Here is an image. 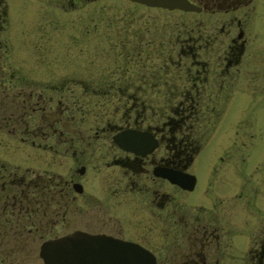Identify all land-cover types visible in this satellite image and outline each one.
<instances>
[{
  "label": "flooded vegetation",
  "instance_id": "af4514ba",
  "mask_svg": "<svg viewBox=\"0 0 264 264\" xmlns=\"http://www.w3.org/2000/svg\"><path fill=\"white\" fill-rule=\"evenodd\" d=\"M101 1L31 0L32 20L57 27L32 34L36 60L0 59V133L43 151L44 164L55 162L53 172L0 158V264H23L6 256L22 251L30 238L40 241L44 264L41 245L74 231L110 237L120 244L104 249L117 254L137 245L154 264H264V177L247 200L236 163L230 165L234 176L207 175L204 186L190 171L229 101L250 95L264 103L258 0H187L198 10L113 0L181 18L158 28L156 19L134 27L126 16L118 22L127 25L117 29L86 30L82 37L93 41L86 45L99 59L79 67L68 60L63 24L71 14L85 17L89 6L101 16ZM8 30V3L0 0L3 59ZM41 50L47 63L37 60ZM82 129L94 139L87 141ZM123 132L132 134L127 145L135 138L143 153L117 143ZM170 172L183 176V185L192 178L191 188L170 181ZM77 214L83 229L54 235Z\"/></svg>",
  "mask_w": 264,
  "mask_h": 264
},
{
  "label": "rangeland",
  "instance_id": "374dc122",
  "mask_svg": "<svg viewBox=\"0 0 264 264\" xmlns=\"http://www.w3.org/2000/svg\"><path fill=\"white\" fill-rule=\"evenodd\" d=\"M8 3V20L9 30L7 32V42L9 45V55L1 60L9 61H21L24 60H36L30 52L32 46L33 35L40 28L52 29L57 27L56 23H47L40 19L31 18L32 3L31 0H7ZM92 6L87 7L85 11V17L80 20L76 15L71 14L68 20L63 24V27L69 33V57L70 62H78L77 66H86V61L98 60L97 52L92 47L93 41H84L82 34L84 31L89 30H108L117 29L118 26H125L127 22L119 23L120 20H125L126 16L132 18L137 22L134 27H137L138 23L145 21H155V27L162 28L167 27L168 21L173 22L181 18L176 14H171L168 18H163L159 12L154 9H143L135 5H124L121 2L113 0H102L100 2V15L94 16ZM257 15L255 16L256 24V43L262 44L264 42V0H258ZM90 16H86L89 15ZM159 14V16L157 15ZM125 18V19H124ZM127 20V19H126ZM116 23V26L110 28L109 22ZM62 22H59V26ZM35 38V37H34ZM45 45V44H44ZM109 44L102 41L103 48H108ZM107 46V47H106ZM44 47V46H42ZM27 52L26 56H23ZM42 55H39L37 60L39 62L47 63L50 61L49 57L41 50ZM59 60L60 57H59ZM257 61H253L256 63ZM1 93V92H0ZM2 96V94L0 95ZM258 97L244 95L236 96L229 101V106L215 132V136L209 143H205L204 149L198 153L194 160L190 171L193 175L199 177V185L204 186L205 176H234L231 169V164L236 163L238 165L239 176H244L246 199L253 197V192H249L255 188L257 181L264 177V103H261ZM10 100H6L7 108L10 109L13 105L10 104ZM5 106L0 97V113H2ZM4 123L1 121L0 125ZM6 124V123H5ZM1 128V127H0ZM75 130V129H74ZM236 131V132H235ZM80 135L87 141L93 140L92 132L83 130ZM72 135L78 136L79 132L72 130ZM79 135V136H80ZM239 139L233 143L234 136ZM14 138L10 137L5 131L0 133V158L12 165H18L21 168L31 167L37 170L47 169L50 171L55 170V162L53 159L45 162H41V157L44 155L43 151H39L25 145L17 140L14 142ZM13 142L11 145H7L8 142ZM7 145V146H4ZM227 148L226 155L223 160L220 157ZM56 159V158H54ZM41 163V164H40ZM54 172V171H53ZM94 186H91V188ZM68 222V223H67ZM65 225L58 224L54 230V235H61L67 231H72L76 226L85 227L81 220H79L78 214L75 219L67 221ZM83 226V227H82ZM30 237V236H28ZM22 251L17 252L15 255H9L7 261L14 263L18 259L23 264H42L40 257L38 256L40 241H33L31 238L28 242L23 243ZM9 246V247H8ZM7 246V250L12 247V244ZM16 259V260H14ZM18 262V261H17ZM16 264V263H14Z\"/></svg>",
  "mask_w": 264,
  "mask_h": 264
},
{
  "label": "water",
  "instance_id": "95a60500",
  "mask_svg": "<svg viewBox=\"0 0 264 264\" xmlns=\"http://www.w3.org/2000/svg\"><path fill=\"white\" fill-rule=\"evenodd\" d=\"M149 6H159L169 9L179 8L182 10H198L187 0H132ZM132 134L123 132L115 140L121 147L135 153L142 152L143 148L137 147V139H133V144L127 145V137ZM136 137V135H134ZM142 143L146 139H141ZM147 150V148H145ZM143 153V152H142ZM165 176L172 182L178 183L183 187L191 188L192 178L186 181L185 185L179 179L183 176L174 172L166 173ZM190 176V175H188ZM185 179V178H184ZM190 183V184H189ZM189 184V186H188ZM115 243L110 237L102 234H89L83 231H74L57 239L48 240L41 245L40 256L44 264H154L146 253L137 245H129L127 251L105 250L104 247Z\"/></svg>",
  "mask_w": 264,
  "mask_h": 264
}]
</instances>
